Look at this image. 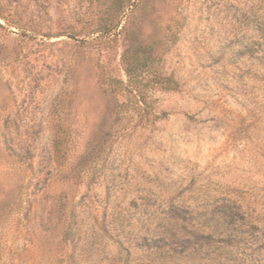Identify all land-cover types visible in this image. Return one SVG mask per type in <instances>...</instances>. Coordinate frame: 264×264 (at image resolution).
<instances>
[{
	"label": "rangeland",
	"instance_id": "374dc122",
	"mask_svg": "<svg viewBox=\"0 0 264 264\" xmlns=\"http://www.w3.org/2000/svg\"><path fill=\"white\" fill-rule=\"evenodd\" d=\"M0 264H264V0H0Z\"/></svg>",
	"mask_w": 264,
	"mask_h": 264
},
{
	"label": "trees",
	"instance_id": "16d2710c",
	"mask_svg": "<svg viewBox=\"0 0 264 264\" xmlns=\"http://www.w3.org/2000/svg\"><path fill=\"white\" fill-rule=\"evenodd\" d=\"M136 70H130V68H126L125 70V73H126V76L128 77V82H130V79L133 77V74ZM121 83V82H119ZM117 87V86H116ZM131 89V88H130ZM128 89V90H130ZM115 90L119 91L117 88H115ZM113 90V91H115ZM57 142H54V148L56 149L57 147ZM67 219H65V221H67ZM73 221L72 220H68L67 224H65V227H66V230L64 232V239H67L66 240V243L68 242V240L70 239L71 235H72V232H75V228L73 226ZM112 240H113V243L115 244L116 248H117V252H118V255L123 258V259H127L128 258V255H129V252H128V247L126 246L125 242L122 240V238L120 236H116V238H114L113 236H109Z\"/></svg>",
	"mask_w": 264,
	"mask_h": 264
}]
</instances>
